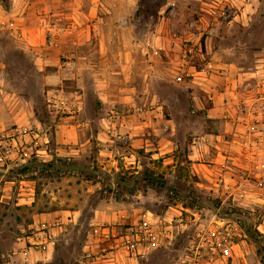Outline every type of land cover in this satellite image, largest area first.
Returning a JSON list of instances; mask_svg holds the SVG:
<instances>
[{
	"label": "rangeland",
	"instance_id": "rangeland-1",
	"mask_svg": "<svg viewBox=\"0 0 264 264\" xmlns=\"http://www.w3.org/2000/svg\"><path fill=\"white\" fill-rule=\"evenodd\" d=\"M140 2L8 0L5 6L0 0V60L19 72L15 82L33 98L41 123L0 133L1 264L16 254L20 238L33 233L48 240L52 257L39 261L49 248L39 253L42 245L29 243L27 259L78 264L95 234L101 202L108 204L102 214L118 217L103 224L114 228L117 243L143 222L169 235V243L147 252H127L120 243L114 257H134L138 264H260L246 230L264 235V104L245 91L244 84L256 79L244 73L255 71L264 56V0H163L157 11V0ZM94 16L101 18L96 29ZM23 26L32 27V41L15 33ZM155 33L170 45L147 79L137 69L128 80L113 58L101 57L102 40L143 57ZM197 34L216 50L232 47L228 56L242 76L237 93L229 95L233 104L216 115L197 105L186 87L192 78L173 63L171 39L179 38L184 49ZM25 46H65L71 54L64 61L85 50L102 73L95 77L86 69L79 82L74 64L68 79L46 86L43 75L50 70L31 68L17 55ZM50 93L69 109L49 111ZM59 145L65 155H57Z\"/></svg>",
	"mask_w": 264,
	"mask_h": 264
},
{
	"label": "crops",
	"instance_id": "crops-1",
	"mask_svg": "<svg viewBox=\"0 0 264 264\" xmlns=\"http://www.w3.org/2000/svg\"><path fill=\"white\" fill-rule=\"evenodd\" d=\"M93 29L98 27L99 22L101 21L100 17H93ZM54 31V29H52ZM32 27H19L15 29V33L19 36L21 40L23 39H32ZM72 34H74V31ZM54 35V34H53ZM92 33H88L86 39H88ZM94 35H99L96 31L93 32ZM128 35V34H127ZM131 35V34H130ZM55 36V35H54ZM92 36V37H93ZM101 39V38H100ZM171 39V38H170ZM192 57L186 58V53L183 48H181V42L179 38L171 39L172 45L170 49L174 52V61L173 63L177 68H181L184 71L187 70V73L184 74L188 77H191L189 83L186 84L190 90L196 95V103L201 108H207L210 114H217L220 109L223 111L231 106L232 100L229 98V95L236 94V90L239 88L237 86L239 79H241V73L235 74L237 69V62L228 56L231 53L232 47H224L220 45L219 49H214L211 47L210 38H202L201 34L193 35L191 37ZM32 41V40H31ZM79 43V42H78ZM165 37L161 33H155L152 44L143 45L144 56L135 55L133 49L127 48L126 46H116L114 47L113 42L105 44L101 41L100 53L102 59L106 61L107 58H113L118 66H121L122 70L125 72L126 79H132L134 72L137 69H141V79H147L149 74V68L157 66L159 67V56L160 51L166 49V46L170 44H165ZM106 45V46H105ZM150 45V46H149ZM149 47H152L154 50L148 54ZM22 50L17 51L19 58H25L24 60L29 62L31 68L32 65H38L41 69H48L44 76V81L46 86L56 87L62 81L68 79L71 72L69 68L75 67L78 68V78L79 82L85 80L86 69H93L95 71L94 76L98 77V74H101L102 69H98L97 61L93 60L90 57V53L85 50L82 52H77L74 61H64L63 57H70L71 51L66 49L65 46L60 47H47V49H35L30 47H21ZM114 51L117 52L114 54ZM222 51L227 55H222ZM23 56V57H22ZM140 56V57H139ZM155 56L157 58L155 59ZM150 61H154L155 64H151ZM257 69L252 73H244L248 75L246 77H253L256 79V83L247 82L244 84L245 91L252 93L255 96L254 103L264 104V56L260 57L258 60ZM73 65V66H72ZM115 66V65H114ZM145 66V67H144ZM181 66V67H180ZM239 69V68H238ZM237 69V70H238ZM244 71V70H243ZM92 72V70H90ZM24 73V72H20ZM27 75H32L31 72H26ZM15 74L18 76L19 72L12 73L7 68V64L4 61L0 60V133L7 132L12 130L13 127L23 128L24 130L31 127L33 124H41L40 121L35 116V102L32 97H24L21 94V86L17 85L15 80ZM25 74V73H24ZM243 74V75H244ZM20 77V75L18 76ZM181 80V77H179ZM252 78V79H253ZM248 79V78H246ZM30 96V94H29ZM221 106V107H220ZM229 111V110H227ZM59 130L62 129L60 125L58 126ZM60 133V132H58ZM27 139V137H26ZM62 145V144H61ZM56 151H59L57 155H65L66 151L62 146L56 147ZM74 187V186H73ZM106 203L101 202L98 205V208L95 210V217L93 219V225H101L104 222H114L118 221V217L113 213H103L102 208H104ZM110 207H116L114 203H110ZM67 213L70 211H66ZM74 212V211H73ZM64 213V210L56 211L51 210V215H59ZM92 235L90 234V237ZM98 239V237H96ZM29 243L32 244H41L37 252L41 253L42 249L45 247L49 248V253L46 256H41L39 261H50L51 255V246L48 245V240L42 235V233H33V237H23L15 244L16 254L11 257V260H8L5 264H35L28 258L26 254L30 253L33 247H29ZM87 245L83 247L85 251ZM97 248V246H93ZM77 261V260H76ZM134 257H125L120 258L118 255L115 257L112 256L109 259H99L92 262H83L80 258L78 264H138Z\"/></svg>",
	"mask_w": 264,
	"mask_h": 264
},
{
	"label": "built area",
	"instance_id": "built-area-1",
	"mask_svg": "<svg viewBox=\"0 0 264 264\" xmlns=\"http://www.w3.org/2000/svg\"><path fill=\"white\" fill-rule=\"evenodd\" d=\"M185 53H192L190 46H184ZM68 103L64 101L60 96L50 93L47 98V108L49 111H53L55 108L69 109ZM130 236H121L116 239L114 228H109L103 224L98 225L95 230V234L89 239L87 248L82 255L83 262H92L97 260H105L111 258L113 249L118 247V244L122 243L127 252H147L152 249L160 248L169 243V235H163L162 231L158 227L149 222H143L138 230L134 232L132 229L129 232ZM98 237V239H96ZM114 239V240H112ZM97 248H93V246ZM109 245V246H108ZM109 247V249L107 248ZM1 264V263H0Z\"/></svg>",
	"mask_w": 264,
	"mask_h": 264
},
{
	"label": "trees",
	"instance_id": "trees-1",
	"mask_svg": "<svg viewBox=\"0 0 264 264\" xmlns=\"http://www.w3.org/2000/svg\"><path fill=\"white\" fill-rule=\"evenodd\" d=\"M3 3L5 2V6L8 3V0H1ZM145 0H141L140 6L142 2ZM163 5V0H157V2L153 3V8L155 11H157L161 6ZM140 9V8H139ZM258 225L260 224L259 222L257 223ZM247 234L255 240V243L257 244V255L260 260V264H264V235L259 232L257 229H253L251 231L250 229H247Z\"/></svg>",
	"mask_w": 264,
	"mask_h": 264
}]
</instances>
